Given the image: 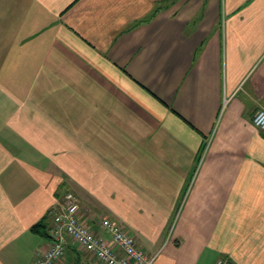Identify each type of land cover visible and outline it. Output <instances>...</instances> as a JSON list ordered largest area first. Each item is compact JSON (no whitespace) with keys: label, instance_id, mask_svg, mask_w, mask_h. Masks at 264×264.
Here are the masks:
<instances>
[{"label":"crops","instance_id":"obj_1","mask_svg":"<svg viewBox=\"0 0 264 264\" xmlns=\"http://www.w3.org/2000/svg\"><path fill=\"white\" fill-rule=\"evenodd\" d=\"M259 108L264 0H0V264L68 190L154 264H264Z\"/></svg>","mask_w":264,"mask_h":264},{"label":"built area","instance_id":"obj_2","mask_svg":"<svg viewBox=\"0 0 264 264\" xmlns=\"http://www.w3.org/2000/svg\"><path fill=\"white\" fill-rule=\"evenodd\" d=\"M252 123L264 130V108L252 115ZM48 216L53 225L49 229L50 243L36 252L32 264H60L68 242H75L94 254L100 264H154L155 254L148 255L134 244L133 238L124 227L111 219L101 220V226L110 238L94 233L82 222L77 195L68 190L58 209H50ZM216 264H224L218 259Z\"/></svg>","mask_w":264,"mask_h":264},{"label":"trees","instance_id":"obj_3","mask_svg":"<svg viewBox=\"0 0 264 264\" xmlns=\"http://www.w3.org/2000/svg\"><path fill=\"white\" fill-rule=\"evenodd\" d=\"M33 230L40 232L42 234L48 233L46 229H44V224L42 223H37L32 227Z\"/></svg>","mask_w":264,"mask_h":264}]
</instances>
